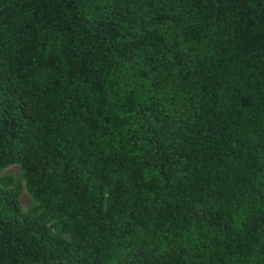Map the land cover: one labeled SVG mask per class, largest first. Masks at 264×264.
Here are the masks:
<instances>
[{
  "label": "trees",
  "instance_id": "trees-1",
  "mask_svg": "<svg viewBox=\"0 0 264 264\" xmlns=\"http://www.w3.org/2000/svg\"><path fill=\"white\" fill-rule=\"evenodd\" d=\"M0 264H264V0H0Z\"/></svg>",
  "mask_w": 264,
  "mask_h": 264
},
{
  "label": "rangeland",
  "instance_id": "rangeland-1",
  "mask_svg": "<svg viewBox=\"0 0 264 264\" xmlns=\"http://www.w3.org/2000/svg\"><path fill=\"white\" fill-rule=\"evenodd\" d=\"M2 174H9L12 176L14 180H18L20 178V169L18 165H11L7 168H5L2 171ZM21 183V181H20ZM19 203L23 210L27 209L29 206H31L32 202L30 199V196L26 192L23 183L21 184V192L19 196Z\"/></svg>",
  "mask_w": 264,
  "mask_h": 264
}]
</instances>
